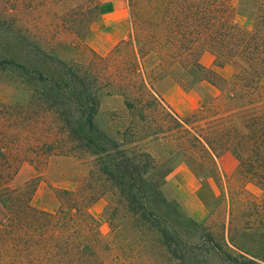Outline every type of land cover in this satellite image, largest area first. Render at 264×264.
I'll return each mask as SVG.
<instances>
[{"label":"trees","instance_id":"trees-1","mask_svg":"<svg viewBox=\"0 0 264 264\" xmlns=\"http://www.w3.org/2000/svg\"><path fill=\"white\" fill-rule=\"evenodd\" d=\"M105 1L88 0L66 13L71 32L85 33L107 8ZM249 1L256 11L247 31L236 22L235 0H127L130 32L106 56L91 51L86 63H68L37 43L29 51L0 45V68L30 92L24 105L0 103V264H106L105 254L113 247L90 209L107 188L114 196L105 212L112 232L122 214L168 241L173 228L161 213L169 208L161 188L177 160L204 174L217 172L216 158L232 153L235 177L264 192V0ZM0 12L7 14L1 4ZM77 15H84L82 23L72 24ZM205 51L216 67H234L231 79L202 65ZM150 54L158 64L155 75L148 76L139 69ZM176 65L198 81L219 85V96L186 116L166 112L153 82ZM104 89L123 96L137 120L149 123L139 139L133 124L132 140H148L159 153L127 148L132 141L120 142L98 126ZM83 155L95 157L89 179L103 185L84 183L87 177L75 190L58 191L55 210L33 204L35 184L11 186L25 163L38 166L53 156ZM256 206L252 201L249 218L264 213Z\"/></svg>","mask_w":264,"mask_h":264},{"label":"rangeland","instance_id":"rangeland-1","mask_svg":"<svg viewBox=\"0 0 264 264\" xmlns=\"http://www.w3.org/2000/svg\"><path fill=\"white\" fill-rule=\"evenodd\" d=\"M87 1L0 0L7 13L2 17L4 13L0 12V45L18 44L29 51L34 50L33 45L37 43L46 53L68 63H86L92 58L91 51L106 56L130 32V8L127 0H106L107 8L88 25L85 33H72L64 15ZM235 4L237 24L244 30H251L255 5L249 0H235ZM77 16L78 20L72 24L82 23L84 15ZM157 64V56L150 54L139 70L148 76L155 75ZM216 71L222 79H231L235 69L227 64ZM18 83L11 72L0 68V103L24 105L29 101V90ZM172 84L178 88L171 87ZM153 88L161 107L166 112L171 109L178 116L188 114H179L173 106L183 105L197 111L203 103L221 93L219 85L208 80L198 81L180 65H176L171 74L157 77ZM96 122L118 141H132L127 148L137 145L156 149L159 153L158 147L148 140L136 141L142 138V130L146 131L149 123L139 122L136 113L126 108L123 96L115 90L100 92ZM131 127L138 131L135 141L131 137ZM94 163L95 157L90 155L53 156L38 166L25 163L11 186L24 188L35 184L33 204L52 211L59 204L58 191L75 190L87 177L84 183L103 185L96 177L89 179ZM215 163L217 172L199 174L190 166L175 162L173 172L161 188L169 203L168 210L161 213L173 228L168 241L146 224L143 226L141 220L122 214L115 219L116 229L112 232L105 212L114 196L112 188H107L109 192L90 209L101 223L105 241L113 247L112 254H105L106 264H264V213L258 212V216L249 218L252 201L264 212V192L253 183L235 177L237 163L232 153L221 154ZM247 224H253V228H246Z\"/></svg>","mask_w":264,"mask_h":264},{"label":"crops","instance_id":"crops-1","mask_svg":"<svg viewBox=\"0 0 264 264\" xmlns=\"http://www.w3.org/2000/svg\"><path fill=\"white\" fill-rule=\"evenodd\" d=\"M200 62L202 63V65H204L207 68H214V69L218 70V67H216L214 65V56L208 51L202 53V55L200 57ZM171 87L178 88V86L175 84H172ZM211 89L214 90V87H211ZM178 90H179V92H181L180 89H178ZM173 107L179 114H183V115H186V114H189V113L195 111V108L192 109L190 107H184L183 105H179L178 107H175V106H173Z\"/></svg>","mask_w":264,"mask_h":264}]
</instances>
